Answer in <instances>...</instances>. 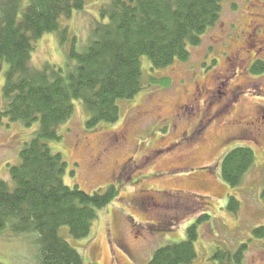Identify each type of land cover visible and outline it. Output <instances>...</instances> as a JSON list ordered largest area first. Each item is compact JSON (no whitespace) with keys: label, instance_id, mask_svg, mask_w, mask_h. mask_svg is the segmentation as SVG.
I'll use <instances>...</instances> for the list:
<instances>
[{"label":"rangeland","instance_id":"obj_1","mask_svg":"<svg viewBox=\"0 0 264 264\" xmlns=\"http://www.w3.org/2000/svg\"><path fill=\"white\" fill-rule=\"evenodd\" d=\"M112 1L86 0L84 10L63 18L65 39L55 32L34 42L32 67L62 70L68 83L77 66L72 50L87 52L95 29L109 22L103 11ZM30 2L0 0V18L21 19ZM258 61L264 64V0H227L188 62L154 70L141 58L142 90L119 101L117 123L87 129L91 115L74 102V116L58 128L61 140L46 142L68 164L64 183L90 195L114 186L119 194L98 212L86 238L60 229L84 264H148L158 249L185 242L203 215L210 220L198 227L192 264H221L214 258L219 251L244 245V264H264V238L255 236L264 228V72L251 71ZM8 69L0 62V179L13 192L10 168L20 165L40 124L27 128L4 115ZM237 148H251L255 165L234 188L222 178V162ZM231 197L237 213L228 209ZM0 264H40L36 234L0 232Z\"/></svg>","mask_w":264,"mask_h":264},{"label":"trees","instance_id":"obj_2","mask_svg":"<svg viewBox=\"0 0 264 264\" xmlns=\"http://www.w3.org/2000/svg\"><path fill=\"white\" fill-rule=\"evenodd\" d=\"M30 1L21 19L0 18V62L9 65L4 115L27 128L40 124L21 151L20 165L10 168L15 190L11 192L0 179V232L35 233L40 264H84L82 255L59 231L68 227L74 239L86 238L98 212L118 197V190L111 186L90 195L66 186L68 164L46 142L61 140L58 128L74 116L75 101L82 102L91 115L87 129L117 123L119 101L134 99L142 90L141 58L148 57L154 70L188 62L191 49L199 48L207 32L220 22L227 0H113L103 11L109 22L95 29L87 52L72 50L77 66L68 83L62 70L32 67L33 43L55 32L64 40L67 30L61 28V20L84 10L86 0ZM251 71L262 74L264 64L256 62ZM168 80L153 83L166 85ZM254 165V151L237 148L225 156L222 178L231 187L241 186ZM228 209L237 213L239 202L231 197ZM209 220L203 215L188 228L185 242L158 249L148 264H192L197 257L198 227ZM255 236L263 239L264 228L255 230ZM247 250L244 245L235 253L219 251L214 258H220L221 264H244Z\"/></svg>","mask_w":264,"mask_h":264}]
</instances>
